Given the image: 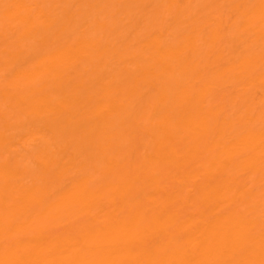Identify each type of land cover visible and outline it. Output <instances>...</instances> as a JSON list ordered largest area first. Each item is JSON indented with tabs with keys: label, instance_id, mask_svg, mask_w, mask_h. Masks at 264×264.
<instances>
[{
	"label": "bare ground",
	"instance_id": "1",
	"mask_svg": "<svg viewBox=\"0 0 264 264\" xmlns=\"http://www.w3.org/2000/svg\"><path fill=\"white\" fill-rule=\"evenodd\" d=\"M0 264H264V0H0Z\"/></svg>",
	"mask_w": 264,
	"mask_h": 264
}]
</instances>
